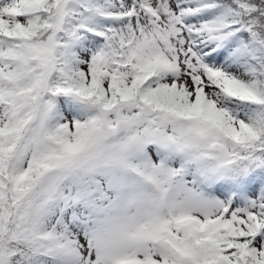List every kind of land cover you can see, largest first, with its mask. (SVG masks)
<instances>
[{"label":"snow or ice","instance_id":"snow-or-ice-1","mask_svg":"<svg viewBox=\"0 0 264 264\" xmlns=\"http://www.w3.org/2000/svg\"><path fill=\"white\" fill-rule=\"evenodd\" d=\"M0 264H264V0H0Z\"/></svg>","mask_w":264,"mask_h":264}]
</instances>
